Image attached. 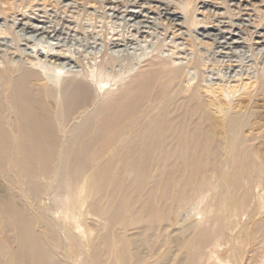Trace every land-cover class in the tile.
<instances>
[{
  "label": "rangeland",
  "instance_id": "1",
  "mask_svg": "<svg viewBox=\"0 0 264 264\" xmlns=\"http://www.w3.org/2000/svg\"><path fill=\"white\" fill-rule=\"evenodd\" d=\"M7 2L12 5L15 1ZM17 4L26 7L25 12L30 18L44 16V12L52 14L53 25L60 27L64 26L62 17L73 14V27H77L78 33L73 32L69 40H49L50 44L60 42L59 46L66 50L72 47L76 57H81L82 64L85 61L92 70L102 67L104 73L109 67L105 70L108 76L123 74L127 65L128 68L134 65L133 72H137L147 60L156 56L180 65L196 61L202 67L198 70L189 68L188 79L192 78L182 83L183 87L186 84L184 90L188 88L189 91L190 85L194 86L200 80L202 96L208 99L204 101L206 104L216 96V99L218 96L222 99L232 90L237 92L235 96L248 99V92H253L258 87L257 82L264 79V0H20ZM135 12L139 15L136 22L131 18ZM168 12L182 17L177 21L182 25L177 26ZM10 13L6 11V15ZM139 21L148 23L145 31L149 32L142 37L136 32ZM234 24L238 27L233 28ZM5 26L7 24L1 20L0 27ZM126 28L128 30L124 31ZM219 29L228 33L221 36ZM207 31L215 35L206 37ZM114 36L131 37V44L122 48V53L110 50V54L119 58L114 65H105L101 57L107 53L106 43L116 38ZM228 38L237 40L240 48L224 50L220 42L232 43ZM91 61H94V69ZM75 66V70H83L78 64ZM222 88L227 92L225 95L221 93ZM259 97L261 103L253 105L261 108L255 107L260 119L251 121L249 129L242 130L244 136L232 138L233 143H230L231 138L225 137L223 132L215 133L217 130L209 125L214 116L220 117L219 113L212 110L209 114H216H207L211 108L208 112H200L201 115L196 117L207 114L205 119L195 118L196 122L202 123L192 124L190 128L195 131L201 128L200 141L209 146L205 151L199 149L191 134L182 135L179 140L167 137L161 151L151 152L144 162H141V150L134 148L131 153L122 152V146H134L130 137L118 143L115 141L116 144L113 142L115 147L111 142L106 146L110 141L106 137L43 140V152L30 154L39 157L36 162L34 159L37 158L31 159L26 153L34 163H29L25 156L28 162L22 164L25 160L20 162L15 154L2 153L5 160L0 161V199L25 217L24 226L31 228L29 240L39 237L43 253L46 252V257L55 264H264V153H260L264 151V95L259 93ZM228 98L230 101L231 97ZM253 107L249 108L253 110ZM251 133L252 137H248ZM222 137L227 138L226 141ZM135 142L139 144V141ZM108 147L110 151L107 152L105 148ZM245 161L247 166H242ZM26 163H29L27 167H31V163L36 165L33 168L39 170L36 177L22 173ZM2 220L6 221V218L0 215ZM4 236L1 234L0 237ZM20 249V244L14 240L12 250Z\"/></svg>",
  "mask_w": 264,
  "mask_h": 264
},
{
  "label": "bare ground",
  "instance_id": "2",
  "mask_svg": "<svg viewBox=\"0 0 264 264\" xmlns=\"http://www.w3.org/2000/svg\"><path fill=\"white\" fill-rule=\"evenodd\" d=\"M7 1L9 0H0V21L4 20L5 23L7 24V26L5 27H0V154L1 155L2 153H5L6 155L13 153L17 156V159L20 158V162H23V160H25L24 157L29 156L32 152L42 153L43 152L42 150H44L43 145L45 144L43 140H47V139L50 140V139L57 138L60 140V138H75L76 139V138H87V137H99V138L106 137L108 140L110 139V141H107V145H106L105 144L106 140H104L105 141L104 144L106 146H110L109 144L111 142L112 146L114 145L113 147H115L116 143L130 137V138H133L132 142L134 143V146H131V144L122 146L121 147L122 152L131 153L134 148L141 150V156H140L142 160L141 162H144L145 160L147 161V157H149V154H151V152L161 151L160 148L164 146L163 142L165 141L167 137L168 138L174 137V138H178L179 140V138L180 139L182 138V135L186 136V135L193 134L195 137L194 141L201 151L203 150L205 151L209 149V146L208 147L204 146L206 143L204 144L202 143V141H200V137L202 136V134L199 131L201 128H197V131L193 129L191 130L190 128L192 124L198 123L196 122L197 120L195 119L197 118L196 116L199 115L200 112H202L203 110H207L208 108H211V109L209 112H208L209 109L206 111L208 112L207 114H209L212 110H215L217 113L220 114V117L213 115L214 119L212 123L210 124L208 123V124L210 126L212 124L213 126L212 128H215V130H217V131L214 130L215 133L223 132L222 134L225 137L231 138L230 143L232 142V138L238 139L239 137L243 135V134L241 135V133H243L242 130L248 127L251 121L253 120L256 121L260 117L259 111L258 109H256L258 105L255 106L253 104L257 103L258 100L260 99L259 93H262V95H264V79H260V81L258 80L259 81L257 82L258 87L255 88L253 92H248V95H249L248 99L249 98L251 99L249 100L248 104H246V100H248L247 98L241 99V96L239 95L238 97L235 96L237 92L235 93L233 90L230 91L229 94L225 95L224 93H227V92H225L223 88H222L223 90L221 93L225 95V97L221 99L222 96H220V99H219V96H218V99H216L217 96L216 98L215 97L213 98L212 96L213 99L211 98L212 99L210 100L211 103L206 104L204 101L208 99H205L204 96H202L201 91L203 89L201 88L202 84L200 80H198L194 86L190 85V88L192 86V89H189V91L187 90L188 88H186L187 91L184 90V88L186 87V84H185V87H183L184 83H182L188 79V76H190L191 71L189 72V68L195 69L196 67V70H198L199 67H202L200 65L198 66L199 62H196V61L189 60L190 62H188L187 64L180 65L179 63L176 64L174 61L169 60L168 58L156 56L154 58L147 60L137 72H133L134 65L132 67L130 65L129 68L127 65L126 66L127 69H125V72L123 74L116 73L117 75L114 77H112L114 73L109 76L105 74V70L107 68L109 69V67H106V68L104 67L105 70L103 73V68L101 67V65H100L101 68L98 67L100 68L99 70L94 69L95 68L93 66L94 61L93 62L91 61L90 63H92L93 69L96 70L97 72L92 70V67L90 68L87 65L92 70L91 71L85 65L86 62L85 61H84L85 63L83 62V64L85 65L84 66L82 64V61H80L81 57L77 58L76 57L77 54L72 52L71 50L72 47L70 48L71 50L70 51V50H66V48L64 49L61 46H59L60 42H58L57 44H52V43L50 44L49 42V40H54V41L69 40L73 36L72 33L78 31V30L76 31L77 27L76 28L73 27L74 20H75V19H72L73 14L72 15L69 14V16L62 17L61 20L63 21L64 26L60 27L59 25H53L52 21L50 20L52 14L47 15L48 13L44 12V10H43L45 14L44 16L30 18V15H28L25 12L26 7L24 8L22 4L21 5L17 4L20 0H14L15 2L12 5H9V2ZM3 5H7V7H3ZM30 10L33 13H35L34 8H31ZM6 11H9L11 13L9 15H6ZM168 15H172L170 18L173 19L174 22H176L177 26L182 25V24L177 23V21H180L182 17L174 13H171V12H168ZM19 16H22V19H19ZM40 18H44V20ZM131 18H133L134 21L138 20L139 15L136 14L135 12L131 14ZM24 20H30L31 22L24 23L23 22ZM144 22L145 21H139L138 22L139 26L136 24L138 26L136 29V32L138 34H141L140 35L141 37L147 32L145 31V29L148 27L146 26L148 23L145 25ZM236 27L238 26L234 24L233 28H236ZM127 28L124 31L128 30ZM170 28L171 27H169V29ZM82 31H84V29ZM219 31H220L221 36L225 33H228L227 31L225 32L220 29ZM114 32L116 33V31ZM106 33L107 32L105 31V34ZM230 33L233 36V33L232 32ZM101 34L102 32L99 35ZM135 34L134 36H136ZM210 35H215V33L213 34L212 32H208V31L207 33H205L206 37H209ZM109 38H107V40ZM136 38H135V41L137 40ZM44 39H47V40L44 41ZM130 39L132 40L131 37ZM130 39L122 37V36L112 38L109 43H106L107 46L105 45L107 47V53L106 52H105L106 54L101 53L102 56L104 55L103 57L98 56V55L97 56L101 57V59L103 58L105 65H108L107 63L109 64L113 63L114 65L117 62L119 57L112 55V53L110 54L109 51L113 50L112 52H114V50H118L119 52L121 51L123 52L122 48H124L125 46L128 47V44L131 41ZM141 39H139V41H141ZM228 39H230L232 43L220 42L221 47L224 50L226 49V50L232 51L234 48H237V49L240 48L241 44L237 40L233 38H228ZM133 40H134V37H133ZM103 41H104V37H103ZM82 43L85 44L84 42ZM101 47H104V46H101ZM138 47H139L138 48L139 50L140 46L138 45ZM157 47L155 49L159 50V48ZM77 48L78 50H80L79 47ZM249 51L251 50L249 49ZM231 53L232 52H230L229 54ZM91 54L93 55L94 53H91ZM263 55H262V59H263ZM85 56L88 57L89 55L85 54ZM122 56H125V55H122ZM132 56L133 55H131V58ZM134 56L136 57L137 55L134 54ZM252 56H254L253 53H252ZM89 59L90 58H87V60ZM121 60L124 61V58ZM136 60L138 61L139 58H137ZM232 61L229 63L233 65ZM243 61L241 60V62ZM100 62L102 61L100 60ZM138 62L135 61V63H138ZM239 62L240 61L237 62L238 63L237 65H239ZM131 63H128V64H131ZM77 64L79 65V67L83 68L82 71H80V69L79 71L75 70L76 68L75 65ZM101 64L103 65V63ZM138 64L136 65L138 66ZM229 66H227L228 69L231 68V67L229 68ZM110 70L112 69L110 68ZM114 71L115 70L113 68V72ZM200 72L201 71L199 69V74ZM127 74H129V76L125 77ZM199 74H197V76ZM191 78L189 77V79ZM257 78H262V77L258 76ZM239 79L241 80L240 77ZM207 81L208 80L206 79V82ZM189 83L190 82H188V84ZM244 92H246V90H244ZM218 93L219 95H222L220 94V92ZM203 95H204V92H203ZM228 96L231 97V98L229 97L230 101L227 100ZM249 107L251 108L253 107V110ZM207 114H203V115L205 116ZM211 114H216V113L213 112ZM204 116L202 117L203 119H205ZM202 118L200 119L202 120ZM210 118H206V119H209V122H211ZM261 119H262V116H261ZM207 121L208 120H206V122ZM225 137H222V138H224V140L226 141L227 138L225 139ZM248 137H252V133H251V136H248ZM14 139H18V140L15 142ZM135 140L139 141V144L135 142ZM113 142L115 144H113ZM184 143L183 145H185ZM188 144L190 146V143ZM105 145H103V147ZM112 146L110 147L111 149H112ZM86 147L88 149V146ZM110 148L109 147L107 149L105 148V150L110 151ZM263 149H264V145H263ZM103 150L104 149H102V151ZM262 152L264 153V151H261L260 153ZM26 153H29V155H27ZM206 154L205 156H207ZM164 155L165 153L163 154V156ZM30 156H29V159H30ZM198 156L200 158V155ZM43 157L46 158V156H43ZM212 157H213V154H212ZM1 158H0V161L5 160V157L3 155ZM32 158L33 159L37 158V155L35 157L31 156V159ZM38 158L34 159L35 162L36 160H38ZM99 158L101 157L99 156ZM191 158L192 157L190 156V159ZM27 159L22 164H24L26 161L28 162L29 159L28 160ZM34 160L33 161L29 160V163L30 162L34 163ZM255 161L258 162L256 158H255ZM33 163L30 164L31 167L29 166L27 167L26 165L28 164L26 163L25 167L23 165L24 168L20 164L21 168H23V171L21 170L22 173L24 172L25 174L29 175V177L32 175V177L30 178L36 177L37 173L39 172L37 168L33 169L35 165ZM108 164L110 165V163ZM241 165L247 166V162L245 161L241 163ZM258 165L260 164L258 163ZM258 165H255V166H258ZM161 167L163 166L161 165ZM181 167H184V166L181 165ZM104 168L106 169V167ZM106 173L104 174L105 176H106ZM95 180H97V178ZM0 215L6 218V221H3V220L0 221V236L1 234H5L4 237H0V264H55V263H52V261H49L50 259H48L49 257H46L48 256L46 252L43 253L42 249L44 247L42 248L41 244L43 245V243H41L42 241L39 237H35L34 239L29 240V233H30L31 228H27L26 226H24L25 217L20 216L19 214L15 213L13 210V207H11L10 204H7L5 201L1 199H0ZM2 226L4 227V229H1ZM45 238H47V236ZM14 240H17L21 247V249L18 250L17 252L12 250V242Z\"/></svg>",
  "mask_w": 264,
  "mask_h": 264
}]
</instances>
